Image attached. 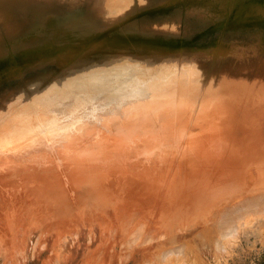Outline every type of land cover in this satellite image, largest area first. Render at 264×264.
<instances>
[{
    "label": "rangeland",
    "instance_id": "obj_1",
    "mask_svg": "<svg viewBox=\"0 0 264 264\" xmlns=\"http://www.w3.org/2000/svg\"><path fill=\"white\" fill-rule=\"evenodd\" d=\"M33 2L62 18L0 21V264H264V10L234 0L202 42L153 53L78 40L97 30L81 12L169 30L196 2Z\"/></svg>",
    "mask_w": 264,
    "mask_h": 264
},
{
    "label": "bare ground",
    "instance_id": "obj_2",
    "mask_svg": "<svg viewBox=\"0 0 264 264\" xmlns=\"http://www.w3.org/2000/svg\"><path fill=\"white\" fill-rule=\"evenodd\" d=\"M186 1H194V2H196V4H197V6L195 7L196 10L195 11H190L189 13H187L184 16V19L180 20V22H178L180 24L177 27L170 26L169 30H165V29H163L161 27H158V26H155V25L151 26V28L149 30H145L143 27H142V29H138V27H139L138 25L139 24L137 22L136 23H132L131 26L129 25L128 27H122L121 24H117V25L113 26L114 28H103V26H99L101 24V22H103V21H100V18H99V20L97 19V17H100V15L96 14V13H93V12H96V7H93L94 10L92 11V13H93L92 14L90 12V7H91L90 6V7H88L89 9L87 8L86 10H83L81 12V14H84L86 16L89 15L90 18L88 17V19H89L90 25L97 26L96 27L97 30L93 31V32H89V34H87L84 30H80V31H77V32H74V33H75V36H79L78 40H83V39H85L87 37L88 38L91 37L93 39H96V38L99 37V35H102V34H105L106 32L111 31V32H113V35L115 37H117V36L129 37V38H125L127 45H130V46L136 45V46L144 47V46H146L145 44H154V45H157L155 48H157L159 45L167 46V45L176 44V43L182 44L183 41L186 38H187L186 39L187 41H190L191 39L188 38L189 35L193 36L192 40L194 42H202L201 38H200V35H203V36L206 35L205 32L202 31V29L206 25H208L212 20H214L216 17H218L220 14H225L227 16V11L229 9L234 10L236 8V5H233V6L230 5L234 0H213L214 2H211L210 0H186ZM213 4H216V5H213ZM258 6H260V7H258ZM33 9H34L35 12L36 11H38V12L36 14H33L31 16H28V17L24 16L25 10H27V11L31 10L32 11ZM247 9H255V10H258V11L264 10V0H248ZM9 15H11V17L14 19V21H15L14 25H12V23H14V22H12L10 20ZM186 17H188V18L186 19ZM61 18L62 17H60L59 14H57L56 17L53 15V13L44 14L43 15L42 13H40L39 9H37V7L35 6L33 0H0V21H2L3 23H8V25H6V27L14 26L11 29L22 28V27H29L30 28V27H34V26L37 27V26L40 25V22L42 20H43V22L44 21H48L49 22V21H52V20H55V19H61ZM135 18L136 17H131V18H129L128 21L130 23H131V21H138V20H135ZM201 19L208 20L209 23L205 24V23L202 22ZM245 20H246V18H242V19L236 21L234 24L230 23V24H227V26L223 25L221 28H222L223 31H225L224 34H226L227 36H229V37L231 36L232 37V35H235V36L239 37V36H241V31H239L237 29V26L245 24ZM98 21H100V22H98ZM105 22L108 23V22H111V21H105ZM142 22H143V20H142ZM145 22H143V23H145ZM155 22L156 21L151 22V25L153 23H155ZM261 23L262 24L259 25V29L261 27L262 30L264 31V21L261 22ZM249 24H250V27L253 26V24H254L253 20L250 21ZM15 25H18V26H15ZM215 28H217V27H212L210 29H215ZM166 32H168V33H176V32H178L179 33L178 34V38H176L175 36H170L168 34H165ZM143 33H145V34H143ZM213 33H212V35L217 34V32H213ZM48 34H49L48 31L43 30L41 32V35H40L39 38L41 39L42 37H44L45 35H48ZM224 34H222V35H224ZM218 36H220V35H218ZM103 39H104V37H103ZM141 40H144L143 43H141ZM206 40H207V37H206ZM207 41H209V40H207ZM31 42L34 43L35 40H32ZM116 42L118 43L119 40L116 41ZM101 44H102L101 42H98L96 45L95 44L93 46L89 45V48H88L89 50L88 51H84V50L81 51L82 50L81 46H76L75 49H74V46H73V49L78 53V57L81 56V55H88L90 53H97V52H100L99 55H101L102 52H103L102 50H100ZM113 45H116V44H113ZM117 45H119V44H117ZM121 46L119 45L118 47H121ZM181 46L185 50V52H187V53L197 52L196 50H193V49H197L198 48L197 45H195L193 47H190L191 49L189 47H187V44H183ZM110 47L112 49V46H110ZM151 48L152 47L150 45H147L144 49L145 50H150L153 53L157 52V51H154ZM213 48H214V45L210 47V49H213ZM21 50H22V48H19L18 51L20 52ZM198 50H200V49H198ZM33 52H36V51H33ZM107 52H109V50H107ZM60 53L61 52H59V54ZM35 54H37V52ZM102 56L103 55H101L99 57L97 56V58H95V60H97L98 58H101ZM168 56H170V55H168ZM163 58H165V56ZM146 61H148V60H146ZM202 63L204 64V62H201V61L194 62L196 67H200L202 65ZM187 84H188V82H187ZM62 216H64V215H62ZM32 217L34 218V215H32ZM29 220H31V219H29ZM26 225L29 226L28 223ZM37 227H38V225H37Z\"/></svg>",
    "mask_w": 264,
    "mask_h": 264
},
{
    "label": "water",
    "instance_id": "obj_3",
    "mask_svg": "<svg viewBox=\"0 0 264 264\" xmlns=\"http://www.w3.org/2000/svg\"><path fill=\"white\" fill-rule=\"evenodd\" d=\"M248 26L250 27V25L246 24V26H245V27H240V28H242V29H243V28H247ZM202 36H203V35H200V38H202Z\"/></svg>",
    "mask_w": 264,
    "mask_h": 264
}]
</instances>
